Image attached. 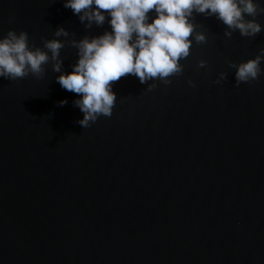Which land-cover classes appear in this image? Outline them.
I'll return each mask as SVG.
<instances>
[{"label": "water", "instance_id": "water-1", "mask_svg": "<svg viewBox=\"0 0 264 264\" xmlns=\"http://www.w3.org/2000/svg\"><path fill=\"white\" fill-rule=\"evenodd\" d=\"M194 22L206 42L171 83L121 77L112 115L86 128L51 62L39 78H0V264H264V72L237 86L229 67L259 53L264 30ZM60 26L65 72L71 40L110 30L63 0H0V37L23 30L43 47Z\"/></svg>", "mask_w": 264, "mask_h": 264}, {"label": "clouds", "instance_id": "clouds-1", "mask_svg": "<svg viewBox=\"0 0 264 264\" xmlns=\"http://www.w3.org/2000/svg\"><path fill=\"white\" fill-rule=\"evenodd\" d=\"M63 6L85 27H100L107 21L110 30L71 40L77 59L65 72L60 54L65 39L60 38H67L69 32L63 26L54 31V38L43 39V47L31 45L26 31L9 29L0 37V78L14 81L30 74L39 78L51 62L60 86L78 95L74 105L83 113L77 121L83 128L100 116L112 115L117 100L112 83L121 77L132 74L142 84L156 80L169 84L170 76L183 71L180 61L190 55L193 42L207 39L205 32L196 30L195 15L215 17L226 26V37L236 31L242 37H255L264 30L256 19L264 13L260 0H63ZM262 61L264 47L254 58L230 62L236 85L258 79L264 72ZM205 65L206 61H199V67ZM225 78L221 72L214 82ZM188 83L194 86L191 80ZM154 86L150 83L148 89ZM66 103L59 101L61 106Z\"/></svg>", "mask_w": 264, "mask_h": 264}]
</instances>
